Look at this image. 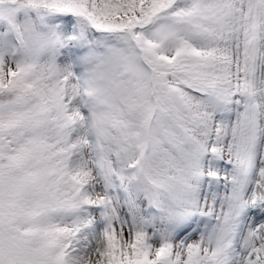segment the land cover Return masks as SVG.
Returning a JSON list of instances; mask_svg holds the SVG:
<instances>
[{
	"label": "snow or ice",
	"instance_id": "snow-or-ice-1",
	"mask_svg": "<svg viewBox=\"0 0 264 264\" xmlns=\"http://www.w3.org/2000/svg\"><path fill=\"white\" fill-rule=\"evenodd\" d=\"M0 264H264V0H0Z\"/></svg>",
	"mask_w": 264,
	"mask_h": 264
}]
</instances>
